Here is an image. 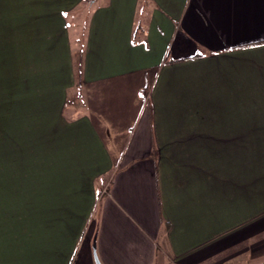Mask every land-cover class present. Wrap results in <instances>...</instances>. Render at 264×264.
Returning a JSON list of instances; mask_svg holds the SVG:
<instances>
[{
	"label": "crops",
	"instance_id": "obj_1",
	"mask_svg": "<svg viewBox=\"0 0 264 264\" xmlns=\"http://www.w3.org/2000/svg\"><path fill=\"white\" fill-rule=\"evenodd\" d=\"M84 1L35 83L62 127L1 111L0 264L264 262V0Z\"/></svg>",
	"mask_w": 264,
	"mask_h": 264
},
{
	"label": "rangeland",
	"instance_id": "obj_2",
	"mask_svg": "<svg viewBox=\"0 0 264 264\" xmlns=\"http://www.w3.org/2000/svg\"><path fill=\"white\" fill-rule=\"evenodd\" d=\"M64 1L0 0V126L4 121L1 111L9 113L10 125L13 124L11 120H14L13 125L16 126V117L12 114L15 106L12 105L17 89L21 90L23 85L25 142L33 140L34 111L42 113L40 121L42 124L45 123V126L52 121V126L57 122L56 127H62L65 123L64 118L55 116L49 118L44 115L47 116L49 112L55 113L57 108L70 111L74 107V98L73 100L69 98L62 107V101L58 102L48 87L41 89L38 85L35 86L40 79L57 76L55 70L57 58L62 59L61 64H65L67 55L64 46H61L63 32H69L70 38L76 36L72 40L74 63L79 67L77 72L79 75L82 50L75 40H79L80 31L83 30L85 20L90 16L91 7L94 5L84 1L76 8L68 10L64 17L67 25H64L60 22ZM59 32L62 33L61 37L57 36ZM54 63L55 66H52ZM92 119L95 123V115H92ZM56 127H51V130L55 131ZM56 133L59 141L73 140L72 134H64L61 128H57Z\"/></svg>",
	"mask_w": 264,
	"mask_h": 264
},
{
	"label": "water",
	"instance_id": "obj_3",
	"mask_svg": "<svg viewBox=\"0 0 264 264\" xmlns=\"http://www.w3.org/2000/svg\"><path fill=\"white\" fill-rule=\"evenodd\" d=\"M95 261H96V264H101L96 254H95Z\"/></svg>",
	"mask_w": 264,
	"mask_h": 264
},
{
	"label": "trees",
	"instance_id": "obj_4",
	"mask_svg": "<svg viewBox=\"0 0 264 264\" xmlns=\"http://www.w3.org/2000/svg\"><path fill=\"white\" fill-rule=\"evenodd\" d=\"M260 264H264V262L260 263Z\"/></svg>",
	"mask_w": 264,
	"mask_h": 264
}]
</instances>
